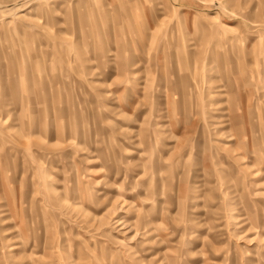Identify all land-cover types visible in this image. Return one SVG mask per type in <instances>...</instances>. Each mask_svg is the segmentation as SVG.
<instances>
[{
    "label": "rangeland",
    "instance_id": "obj_1",
    "mask_svg": "<svg viewBox=\"0 0 264 264\" xmlns=\"http://www.w3.org/2000/svg\"><path fill=\"white\" fill-rule=\"evenodd\" d=\"M0 264H264V0H0Z\"/></svg>",
    "mask_w": 264,
    "mask_h": 264
}]
</instances>
